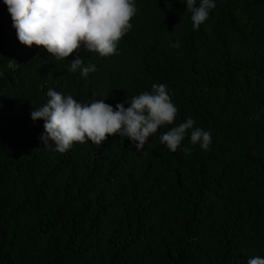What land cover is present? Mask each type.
Instances as JSON below:
<instances>
[{"label":"trees","instance_id":"1","mask_svg":"<svg viewBox=\"0 0 264 264\" xmlns=\"http://www.w3.org/2000/svg\"><path fill=\"white\" fill-rule=\"evenodd\" d=\"M133 2L116 53L82 45L57 60L20 43L0 0V264L264 258V0H214L198 30L185 0ZM77 55L95 65L87 78L68 71ZM153 84L166 85L178 111L140 152L116 134L59 153L31 118L49 88L115 111ZM188 117L211 133L209 150L190 134L176 152L160 142Z\"/></svg>","mask_w":264,"mask_h":264},{"label":"clouds","instance_id":"2","mask_svg":"<svg viewBox=\"0 0 264 264\" xmlns=\"http://www.w3.org/2000/svg\"><path fill=\"white\" fill-rule=\"evenodd\" d=\"M191 12L192 27L198 30L216 7L214 0H185ZM17 30L21 44L42 47L57 60L78 53L83 47L101 57L116 53L118 42L131 30L136 14L133 0H4ZM179 47V43L175 45ZM80 71L87 78L95 65L83 66L79 55L71 60L69 72ZM47 102L31 113V118L44 121L40 136L44 147L52 146L56 152H67L74 143L90 141L101 145L109 136L127 137L137 152L143 151L149 138L162 126L173 125L177 108L172 103L164 84H153L145 91L112 106L104 100L81 104L71 95L64 96L49 88ZM125 105H128L125 107ZM190 134V143L209 150L211 133L194 127L188 117L173 126L159 139L176 152ZM184 152H190L185 146ZM247 264H264V258L254 257Z\"/></svg>","mask_w":264,"mask_h":264}]
</instances>
